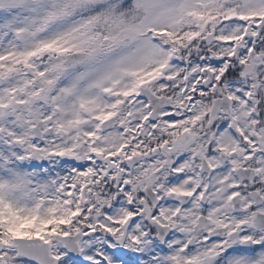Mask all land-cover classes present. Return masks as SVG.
<instances>
[{
    "label": "snow or ice",
    "instance_id": "obj_1",
    "mask_svg": "<svg viewBox=\"0 0 264 264\" xmlns=\"http://www.w3.org/2000/svg\"><path fill=\"white\" fill-rule=\"evenodd\" d=\"M0 264H264V0H0Z\"/></svg>",
    "mask_w": 264,
    "mask_h": 264
}]
</instances>
